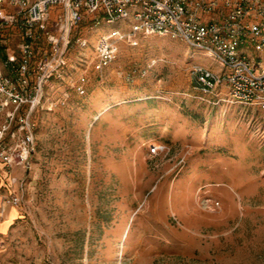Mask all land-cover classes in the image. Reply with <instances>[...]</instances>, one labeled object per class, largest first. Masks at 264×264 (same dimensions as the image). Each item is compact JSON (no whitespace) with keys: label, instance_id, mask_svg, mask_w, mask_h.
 <instances>
[{"label":"rangeland","instance_id":"obj_1","mask_svg":"<svg viewBox=\"0 0 264 264\" xmlns=\"http://www.w3.org/2000/svg\"><path fill=\"white\" fill-rule=\"evenodd\" d=\"M115 28L128 29L72 30L27 167L0 165V198L21 197L0 221V264H264V109L196 89L192 68L220 65L180 39L139 35L97 70Z\"/></svg>","mask_w":264,"mask_h":264},{"label":"built area","instance_id":"obj_2","mask_svg":"<svg viewBox=\"0 0 264 264\" xmlns=\"http://www.w3.org/2000/svg\"><path fill=\"white\" fill-rule=\"evenodd\" d=\"M53 9L59 10L55 30L43 29ZM88 17L95 26L125 21L128 27L98 40L97 70L115 60L121 43L134 45L139 35L180 39L220 65L219 70L195 65L196 89L206 95L226 90L221 100L264 109V0H0L2 169L27 167L44 84L64 64L72 30ZM16 41L17 51L10 47ZM43 43L49 48H40ZM79 43L88 46L86 39ZM44 58L43 66L30 69L32 60ZM20 203L18 194H3L0 221Z\"/></svg>","mask_w":264,"mask_h":264},{"label":"crops","instance_id":"obj_3","mask_svg":"<svg viewBox=\"0 0 264 264\" xmlns=\"http://www.w3.org/2000/svg\"><path fill=\"white\" fill-rule=\"evenodd\" d=\"M2 169V168H1ZM4 225H6L5 223H2L1 226L3 227Z\"/></svg>","mask_w":264,"mask_h":264}]
</instances>
